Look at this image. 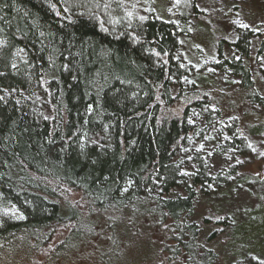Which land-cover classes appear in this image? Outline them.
I'll return each instance as SVG.
<instances>
[{
  "label": "trees",
  "instance_id": "16d2710c",
  "mask_svg": "<svg viewBox=\"0 0 264 264\" xmlns=\"http://www.w3.org/2000/svg\"><path fill=\"white\" fill-rule=\"evenodd\" d=\"M152 1L0 0V264H67L96 238L92 264H127V249L137 252L123 239L142 235V225L166 239L161 264H217L205 243L217 236L204 241L193 217L201 199L244 171L214 175L207 153L187 149L225 125L221 147L250 155L243 112L264 109L255 31L219 43L215 65L238 78L234 91L200 88L179 58L176 23ZM194 9L184 0L180 16ZM72 191L81 208L67 199ZM227 214L215 224L242 242L245 221Z\"/></svg>",
  "mask_w": 264,
  "mask_h": 264
},
{
  "label": "rangeland",
  "instance_id": "374dc122",
  "mask_svg": "<svg viewBox=\"0 0 264 264\" xmlns=\"http://www.w3.org/2000/svg\"><path fill=\"white\" fill-rule=\"evenodd\" d=\"M193 12L182 17L179 7L184 0H153L152 7L157 15L165 20L176 23L180 33L179 58L184 61L190 71V79L198 83L200 88L216 87L233 92L238 78L226 76L217 66L218 46L223 40H236L240 30L251 27L255 31L256 46L252 49L251 61L254 74L258 80L260 92L264 94V57L257 55L261 40L264 39V0H192ZM258 56V57H256ZM240 98V96H239ZM247 119L246 138L250 141L252 151L246 158L236 156L233 152L221 147L226 134L223 125L212 127L206 132L197 152L207 153V162L211 172L216 175L231 167H236L243 174L234 177L230 186H222L212 191L209 197L198 202L193 220L201 227L203 240L213 234L217 236L212 242H205L218 253L217 264H246L243 257H254L264 261V226L261 224V205H264V125L257 131L253 127L264 121V109L259 106L247 105L243 112ZM256 127V126H255ZM254 129V130H253ZM186 150V151H187ZM217 153H214L216 152ZM67 199L81 208L82 194L79 191L67 193ZM230 213L234 219H243L246 223L242 242L231 239V233L222 234V228L215 220ZM213 222L208 223V220ZM136 229L137 227H131ZM144 233L129 243L131 253L126 251L127 264H161L158 253L166 239L152 227H142ZM252 230V232H251ZM97 236L103 232L102 225L96 227ZM68 234V229H60L55 243ZM154 241L150 245V241ZM99 243L96 238L90 244L81 245L78 255L72 256L67 264H92L93 257L88 256ZM88 249V250H87ZM165 259V255H164ZM42 259H40L41 261Z\"/></svg>",
  "mask_w": 264,
  "mask_h": 264
}]
</instances>
